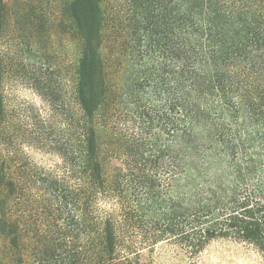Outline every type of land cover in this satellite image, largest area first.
<instances>
[{
    "label": "trees",
    "instance_id": "16d2710c",
    "mask_svg": "<svg viewBox=\"0 0 264 264\" xmlns=\"http://www.w3.org/2000/svg\"><path fill=\"white\" fill-rule=\"evenodd\" d=\"M61 24L80 57L66 98L35 85L46 114L8 102L0 51V264H153L164 241L264 256V0H66Z\"/></svg>",
    "mask_w": 264,
    "mask_h": 264
},
{
    "label": "rangeland",
    "instance_id": "374dc122",
    "mask_svg": "<svg viewBox=\"0 0 264 264\" xmlns=\"http://www.w3.org/2000/svg\"><path fill=\"white\" fill-rule=\"evenodd\" d=\"M5 1L11 3L9 23L0 42L7 63L3 82L6 98L12 105L28 102L46 114L47 104L34 90L35 85L48 80L66 98L74 86L71 67L80 57L78 39L61 24L66 0H28V19L17 13L20 0ZM28 154L44 167L59 163L54 153L28 148ZM5 242L1 237L0 259L4 257ZM143 256L153 264H264V256L254 246L232 240L213 241L199 254L175 241H164L151 252L144 250Z\"/></svg>",
    "mask_w": 264,
    "mask_h": 264
}]
</instances>
